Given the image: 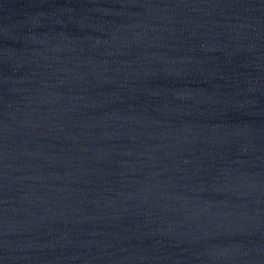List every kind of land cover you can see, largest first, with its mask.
<instances>
[{"label": "water", "instance_id": "95a60500", "mask_svg": "<svg viewBox=\"0 0 264 264\" xmlns=\"http://www.w3.org/2000/svg\"><path fill=\"white\" fill-rule=\"evenodd\" d=\"M0 264H264V0H0Z\"/></svg>", "mask_w": 264, "mask_h": 264}]
</instances>
